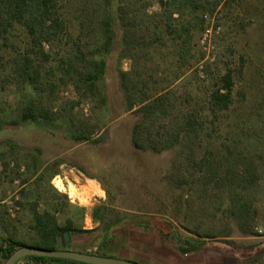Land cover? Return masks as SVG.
Masks as SVG:
<instances>
[{
  "label": "rangeland",
  "instance_id": "rangeland-1",
  "mask_svg": "<svg viewBox=\"0 0 264 264\" xmlns=\"http://www.w3.org/2000/svg\"><path fill=\"white\" fill-rule=\"evenodd\" d=\"M134 1V10L146 22L131 41L137 53L123 57L122 2L112 0L116 39L111 53L103 57L107 63L99 83L103 100L81 99L72 85H60L49 101L55 111L66 102H81L76 112L82 121L94 126L93 141L73 140V130L64 120L22 122L21 102L35 99L30 87L10 86L0 91V246L10 238L30 243L36 235V210L54 214L61 226L71 219L78 228L96 229L91 234L63 238L64 250L86 251L102 233V226L93 219L94 210L101 208L111 216L171 218L183 234L200 227L201 233L220 236L207 239L200 253L183 256L169 239L134 227L127 238L119 239L111 253L116 257L140 264H264V0H224L213 16L206 17L205 29L189 35L169 33L160 18L153 17L160 12L156 0ZM66 2L69 32L77 37L84 11L99 13L92 3L84 8L81 0ZM208 29L212 31L205 40ZM90 33L85 40L91 42L93 51L101 41L99 23ZM25 38L20 28L10 35L4 48L7 64L16 49H25ZM57 64L52 62L43 69L55 70L54 81L59 80ZM228 69L233 71L234 105L215 125L210 123L212 118L204 119L209 131L203 133L201 153L219 154L226 133L242 143L259 171L257 185L247 195L258 208L259 235L255 236L242 234L226 206H220L219 195L165 185L178 150L157 154L134 148L132 131L138 117L127 112L122 86V74L128 72L147 94L174 90L178 112L197 110L206 117V102L222 86L221 78ZM9 72L8 65L2 74L5 77ZM57 181L63 183L64 191L56 187ZM90 181L104 196L89 192ZM70 186L75 189V198L69 194Z\"/></svg>",
  "mask_w": 264,
  "mask_h": 264
},
{
  "label": "trees",
  "instance_id": "trees-1",
  "mask_svg": "<svg viewBox=\"0 0 264 264\" xmlns=\"http://www.w3.org/2000/svg\"><path fill=\"white\" fill-rule=\"evenodd\" d=\"M67 0H0V91L10 86L30 87L35 99L27 98L21 102L19 115L22 122L48 123L64 120L73 130V140L85 143L93 141L95 128L82 121L76 112L81 102H66L56 111L49 102L60 85H72L81 99L103 100V92L99 83L107 69L104 56L111 53L116 39L114 16L111 10L112 0H81L83 7L93 4L99 13L84 11L80 34L74 37L69 32V22L64 9ZM160 12L159 17L165 29L172 33L180 31L189 35L194 30L205 29L206 17L213 16L224 0H156ZM119 21L125 31L123 57L137 53L132 46L134 35L142 29L145 18L139 17L134 10V0H121ZM102 3V4H101ZM146 17V15H145ZM147 19V18H146ZM96 23L100 27L99 44L90 51V35ZM22 29L26 35V47L16 49L13 59L7 64L4 48L10 35L16 29ZM54 48H57L55 55ZM133 48L135 50H133ZM94 57H101L96 59ZM57 62L58 81L52 79L55 70L47 64ZM9 65L10 72L3 76L2 72ZM222 86L211 94L208 116L197 110L187 109L178 112L175 102L176 93L170 88L160 93L147 94L139 89L134 77L126 72L122 74V86L125 90L128 113L138 117L133 127L132 144L139 151L163 153L178 150L170 173L165 177V185L176 189L190 187L194 191L205 194L214 193L221 199V207L226 206L229 218L234 221L245 236L259 235L257 232L258 208L247 196L257 184L258 168L249 159L245 148L232 134L226 133L220 144L219 154L216 152L203 154L208 117L215 125L222 115L228 113L233 105L234 78L233 71L221 78ZM32 95V94H31ZM105 103V102H99ZM211 137V136H209ZM238 137V136H237ZM8 165L4 161V172ZM2 173H0V180ZM219 193V194H218ZM34 230L36 235L30 243L5 239L0 246V260L3 264L20 248L30 246L40 250H64L63 238L70 234H91L96 229L85 230L75 226L71 219L61 226L54 214L34 212ZM93 219L102 226V233L96 244L82 251L97 256L116 257L111 253L116 249L119 239L129 236L131 228L150 229L162 239H169L177 252L183 256L200 253L207 244V239L220 237L218 234H207L191 230L183 234L177 224L167 217L144 216H111L101 208L93 212ZM66 250V249H65ZM70 251V250H66ZM81 252V251H78ZM17 264H86L68 259L30 256Z\"/></svg>",
  "mask_w": 264,
  "mask_h": 264
},
{
  "label": "water",
  "instance_id": "water-1",
  "mask_svg": "<svg viewBox=\"0 0 264 264\" xmlns=\"http://www.w3.org/2000/svg\"><path fill=\"white\" fill-rule=\"evenodd\" d=\"M30 256L68 259L86 264H140L138 262L130 261L123 258L97 256V255L87 254L77 251H66V250L46 251V250L36 249L30 246H26L17 250L6 261L5 264H17L20 260Z\"/></svg>",
  "mask_w": 264,
  "mask_h": 264
},
{
  "label": "bare ground",
  "instance_id": "bare-ground-1",
  "mask_svg": "<svg viewBox=\"0 0 264 264\" xmlns=\"http://www.w3.org/2000/svg\"><path fill=\"white\" fill-rule=\"evenodd\" d=\"M68 180V179H67ZM69 184V183H68ZM56 187L59 189V190H63L64 191V185L61 181H57L56 183ZM70 189H71V195L74 196L75 198V189L73 186H70ZM78 190V189H77ZM88 190L90 193L94 194V195H97V196H104V192L95 184V182L93 181H90L89 183V186H88ZM86 191V190H85ZM68 192V191H67ZM78 193V192H77ZM88 194V193H87ZM77 195V194H76ZM85 195V194H84ZM87 196V195H86ZM88 197V196H87ZM74 200V199H73Z\"/></svg>",
  "mask_w": 264,
  "mask_h": 264
},
{
  "label": "built area",
  "instance_id": "built-area-1",
  "mask_svg": "<svg viewBox=\"0 0 264 264\" xmlns=\"http://www.w3.org/2000/svg\"><path fill=\"white\" fill-rule=\"evenodd\" d=\"M211 31L210 29L206 30L205 33H204V39L205 40H208V38L210 37V34H211ZM202 73V72H201Z\"/></svg>",
  "mask_w": 264,
  "mask_h": 264
}]
</instances>
